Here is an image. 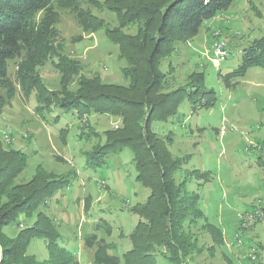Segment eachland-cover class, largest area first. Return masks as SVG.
I'll return each instance as SVG.
<instances>
[{
	"label": "rangeland",
	"instance_id": "obj_1",
	"mask_svg": "<svg viewBox=\"0 0 264 264\" xmlns=\"http://www.w3.org/2000/svg\"><path fill=\"white\" fill-rule=\"evenodd\" d=\"M118 3L121 6V0H80L85 11L111 28L119 26ZM57 26L61 54L71 66L63 60L56 65L55 57L39 69L49 90L61 92L64 81L68 89L77 90L82 79L116 86L129 84L122 71L127 63L119 45L110 41L103 29L84 31L68 9L61 10ZM137 28L133 23L123 32L133 35ZM263 35L264 0H235L199 34L178 44L162 62L167 75L165 92L184 86L192 74L203 72L204 86L217 96L213 105L196 109L195 103L185 98L177 114L153 123L159 135L171 136L167 146L173 156L191 155L176 174L177 181L188 170L210 171L206 181L195 175L187 187L199 192L205 217L221 235L206 228L204 220L192 226L198 245L186 256L187 264H264V69L250 68L234 86L225 85L221 78V74L238 67L243 49ZM220 43L228 51L225 57H216ZM63 68L71 76L64 74ZM15 71L16 62L12 61L9 72L13 79ZM0 93L4 91L0 89ZM3 100L2 143L27 156L17 182L29 180L39 168L48 177L71 175V185L60 188L41 206L43 215L61 232L59 242L75 254L76 264H96L97 248L113 243L115 249L107 252L110 259L101 264H124L111 256L122 255L132 247L130 234L143 218L130 209L145 202L150 190L136 180L133 153L128 147L105 156L102 165L87 163V156L107 141L106 131L121 127V116L94 111L79 116L76 111L60 108L49 112L38 108L35 91L26 93L18 84L16 95ZM198 182L205 183L199 187ZM247 215H254L253 220ZM25 226H8L5 231L15 236ZM28 252L44 261L48 257L45 240L33 239ZM155 253L162 258L160 263L169 264L159 248Z\"/></svg>",
	"mask_w": 264,
	"mask_h": 264
},
{
	"label": "trees",
	"instance_id": "obj_2",
	"mask_svg": "<svg viewBox=\"0 0 264 264\" xmlns=\"http://www.w3.org/2000/svg\"><path fill=\"white\" fill-rule=\"evenodd\" d=\"M234 1L121 0L116 10L119 26L111 28L85 11L80 0H0V89L4 91L0 93V106L4 97L16 95L18 84L26 93L35 91L38 108L49 112L53 108L76 111L79 116L93 111L111 112L122 118L121 127L106 131L107 141L87 156L88 164L102 165L106 163L105 156L130 148L136 180L150 190L145 202L130 209L143 219L130 234L132 247L122 255L111 256L117 262L162 264V258L155 253L159 248L167 263L187 264L186 256L193 254L198 245L192 226L204 220L206 228L212 233L216 230L218 237L221 235L205 217L199 192L187 187L195 175L206 181L210 171L188 170L177 181L176 174L191 155L173 156L167 146L171 136L159 135L153 123L177 114L185 98L195 103L193 109L216 102L215 91L204 86L203 72L192 74L184 86L165 92L167 75L161 66L178 44L199 34L202 27ZM63 9L74 13L84 31L103 29L107 38L119 45L120 55L127 63L122 69L129 80L127 86L82 79L77 90L68 89L66 81L61 92L48 89L39 69L55 57L58 58L56 65L63 60L71 66L59 47L57 25ZM133 23L138 25L135 34L123 32L125 26ZM12 61L16 62L15 79L9 72ZM253 67L264 69V35L244 48L238 67L221 74V78L225 85L234 86L235 80L244 77ZM62 70L71 76L66 68ZM132 94L139 97H130ZM26 165V153L7 149L0 138V264H76L75 254L60 243L63 237L55 223L41 212V206L51 201L60 188L71 185V175L48 177L39 168L29 180L17 182ZM33 218L34 223L28 224ZM19 225L26 226L15 236L6 233L8 226ZM33 239L45 240L48 257L44 261L29 254ZM101 242L104 244V240ZM102 246L96 250V264L108 262L107 252L115 249L113 243Z\"/></svg>",
	"mask_w": 264,
	"mask_h": 264
},
{
	"label": "built area",
	"instance_id": "obj_3",
	"mask_svg": "<svg viewBox=\"0 0 264 264\" xmlns=\"http://www.w3.org/2000/svg\"><path fill=\"white\" fill-rule=\"evenodd\" d=\"M215 51H216V53H215L216 54V57H225V56L228 55V51L226 50V48L223 47V43L217 44ZM257 214H259V213L257 212ZM247 216H248V218L250 220H253V218H254L253 217L254 215H247ZM245 223L246 224L248 223L247 220H245Z\"/></svg>",
	"mask_w": 264,
	"mask_h": 264
},
{
	"label": "crops",
	"instance_id": "obj_4",
	"mask_svg": "<svg viewBox=\"0 0 264 264\" xmlns=\"http://www.w3.org/2000/svg\"><path fill=\"white\" fill-rule=\"evenodd\" d=\"M260 157H261V156H259V162H262V161H263V159H261Z\"/></svg>",
	"mask_w": 264,
	"mask_h": 264
}]
</instances>
